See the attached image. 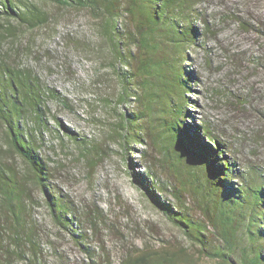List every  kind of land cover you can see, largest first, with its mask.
<instances>
[{"label":"trees","instance_id":"16d2710c","mask_svg":"<svg viewBox=\"0 0 264 264\" xmlns=\"http://www.w3.org/2000/svg\"><path fill=\"white\" fill-rule=\"evenodd\" d=\"M55 1L98 16L105 61L115 76L113 84L105 74V86L115 85L111 95L124 106L114 118L111 135L125 149L127 142L150 147L140 151L143 170L136 175L137 183L177 224L189 241L188 248L222 264H264V16L247 10L245 19L237 18L243 30L262 41L249 54H229L231 74L248 72L244 81L252 75L263 76L256 86L240 81L236 91L222 92L230 110L242 116V120H228L225 127L194 120L189 109L198 75L184 61H192L190 53L203 35L195 23L203 15L198 10L202 0ZM45 3L0 0V123L4 129L0 136V264H54L48 252L59 264H69L65 252L53 244L51 230L76 243L90 258L87 264H112L109 259L104 263L96 259L87 243L101 210L87 206L80 212L57 190L54 166L40 153L41 142L28 125L29 119L33 127L51 131L43 114L53 89L41 84L28 65L13 63L10 47L3 49L20 27L34 28L49 21ZM204 30L209 31L207 24ZM96 48L102 53V47ZM210 93L215 94L213 89ZM238 121H243L242 127L235 125ZM61 129L70 139L83 141L87 148L83 155L98 147L79 140L68 128ZM129 149L134 151L133 146ZM256 157L260 161L253 160ZM157 168L169 179L162 180ZM167 192L173 200L164 195ZM187 196L203 218L188 206ZM39 208L44 209L42 213ZM185 252L181 245L159 244L153 249L145 244L126 252L119 264H176Z\"/></svg>","mask_w":264,"mask_h":264},{"label":"rangeland","instance_id":"374dc122","mask_svg":"<svg viewBox=\"0 0 264 264\" xmlns=\"http://www.w3.org/2000/svg\"><path fill=\"white\" fill-rule=\"evenodd\" d=\"M44 8L50 14L49 21L34 28L20 27L12 45L6 43L3 49L10 47L11 61L28 65L41 84L54 91L43 114L51 131L33 127L29 119L28 125L37 142H41L40 153L47 155L49 164L54 166L52 180L57 190L66 194L80 212L95 206L101 210V219L96 230L89 231L87 242L95 250L94 257L101 263L109 259L112 264H119L123 255L134 248L141 249L147 244L155 249L164 244L170 248L179 245L186 248L176 264H222L215 257L188 248L189 241L177 224L137 183L136 175L143 170L140 151L150 147L127 142L125 149L111 135L114 118L124 106L117 104L116 97L111 95L116 92L115 85L105 86V74L113 84L115 76L105 61V38L98 32V16L89 9L58 6L55 0H46ZM198 10L203 15L195 23L202 28L203 35L199 38L200 44L190 53L192 61H184L198 75L190 94L194 104L189 109L194 120H210L227 127L228 120L237 117L242 120V116L230 110V103L222 92L230 88L236 91L240 81L256 86L263 76L252 75L244 81L243 76L248 72L241 76L231 74L227 64L229 54H249L262 41L258 35L243 30L237 18L245 19L247 10L264 16V0H202ZM204 24L209 31L204 30ZM96 47H102V53ZM210 89L215 94L210 93ZM56 95L64 100L60 101ZM242 122L234 123L242 127ZM61 127L74 131L79 140L98 147L91 149L90 155H83V141L70 139ZM3 130L0 123L1 137ZM253 160L260 161L259 157ZM156 170L162 180L169 179L164 170ZM164 195L172 199L169 192ZM186 202L197 217L203 218L192 198H187ZM43 210L39 208V213ZM81 216L83 219V214ZM51 233L53 244L65 252L69 264L89 262L90 258L67 235L60 236L56 230ZM48 258L59 264L50 252Z\"/></svg>","mask_w":264,"mask_h":264}]
</instances>
